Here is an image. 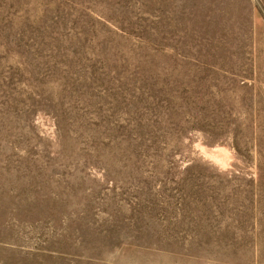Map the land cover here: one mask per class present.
I'll return each mask as SVG.
<instances>
[{
    "label": "rangeland",
    "instance_id": "1",
    "mask_svg": "<svg viewBox=\"0 0 264 264\" xmlns=\"http://www.w3.org/2000/svg\"><path fill=\"white\" fill-rule=\"evenodd\" d=\"M0 264H264V0H0Z\"/></svg>",
    "mask_w": 264,
    "mask_h": 264
}]
</instances>
